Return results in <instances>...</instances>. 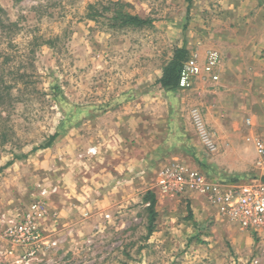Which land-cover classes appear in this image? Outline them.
I'll return each instance as SVG.
<instances>
[{"label": "rangeland", "instance_id": "374dc122", "mask_svg": "<svg viewBox=\"0 0 264 264\" xmlns=\"http://www.w3.org/2000/svg\"><path fill=\"white\" fill-rule=\"evenodd\" d=\"M118 13L151 24L120 28ZM178 48L199 63L214 52L235 71L166 92L157 80ZM56 131L50 148L31 152ZM260 137L264 0H0V264H264V234L157 186L172 164L213 181L264 177ZM35 202L47 209L36 221L44 247L26 261L4 230Z\"/></svg>", "mask_w": 264, "mask_h": 264}, {"label": "built area", "instance_id": "2783aa9c", "mask_svg": "<svg viewBox=\"0 0 264 264\" xmlns=\"http://www.w3.org/2000/svg\"><path fill=\"white\" fill-rule=\"evenodd\" d=\"M219 65V56L210 52L204 63L190 58L180 69L178 88L188 89L193 81L201 75L217 80L214 74ZM192 124L204 145L213 150L200 113L190 112ZM255 164L264 168V137L253 144ZM157 186L160 192L177 198L196 194L216 211L219 217L236 225L240 231L256 235L264 234V181L262 177L228 183L213 181L197 170H187L179 165H169L157 174ZM47 209L42 202L33 203L19 219L12 221L4 230V237L11 246L22 250V260L29 261L44 247L43 236L37 227V220L46 215ZM264 255V249L262 250Z\"/></svg>", "mask_w": 264, "mask_h": 264}, {"label": "trees", "instance_id": "16d2710c", "mask_svg": "<svg viewBox=\"0 0 264 264\" xmlns=\"http://www.w3.org/2000/svg\"><path fill=\"white\" fill-rule=\"evenodd\" d=\"M187 2H190V0H187ZM114 21L118 22V27L120 28L121 27L141 28V27L149 26L151 24L150 20H145L138 16L122 14V13H118L117 17L114 18ZM187 59H188V52L184 48H178L173 51L172 57L162 69L161 76L157 80V84L159 85L160 89L166 92H175L178 89L180 69L182 67V64ZM14 86H16V83L15 84L8 83L7 87L4 88L5 99L9 101L8 106L12 105L10 93L11 90L14 88ZM53 93H54L53 98L61 97L59 95L61 94V92L59 91V88L57 86L53 87ZM59 136H60V131H56L55 133L49 135L44 142H42L37 147L33 148L31 152L50 148ZM25 157L26 154L21 156H15L13 160L24 159ZM262 180L264 181V177H262ZM143 202L147 204L146 207V212L148 214L147 237H149L153 233L154 223L156 218V211H155L156 200L154 194L151 192H147L143 198Z\"/></svg>", "mask_w": 264, "mask_h": 264}, {"label": "crops", "instance_id": "0c3cea01", "mask_svg": "<svg viewBox=\"0 0 264 264\" xmlns=\"http://www.w3.org/2000/svg\"><path fill=\"white\" fill-rule=\"evenodd\" d=\"M221 60L219 59V65H218V67H217V69L215 70V72H214V74L217 76V80L216 81H213L209 76H207V75H201L202 76V78H200V80H205V79H207V80H209V82L211 81L212 83H217L218 81H219V75H221V78H223V77H225V75H227V76H229V75H231V73L232 72H234L235 71V69H234V63L235 62H233L232 60H229L228 62H227V64L225 65L226 66V68L224 67V65L222 64L221 65V62H220ZM200 77V76H199ZM197 79H199V78H197ZM193 83L194 84H192V86L193 85H196L197 84V86L195 87V89L197 90V89H201V87H202V83H197L195 80L193 81ZM191 86V87H192ZM194 89V90H195ZM190 115V114H189ZM190 120H191V117H190ZM192 122V121H191ZM194 127V126H193ZM162 153H164V152H162ZM162 153H160L161 155H162ZM194 197H192V199H193ZM195 199V198H194ZM195 202L197 203V204H195L196 206H195V208H194V210H196V211H203V212H211V209L209 208V205L207 204H204L203 202H200V201H198V200H196L195 199ZM217 218V217H216Z\"/></svg>", "mask_w": 264, "mask_h": 264}]
</instances>
